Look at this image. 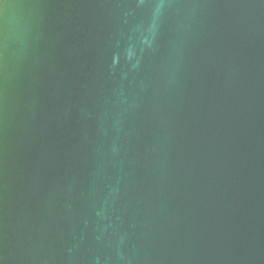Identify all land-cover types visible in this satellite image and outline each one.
I'll return each instance as SVG.
<instances>
[{"label":"water","instance_id":"obj_1","mask_svg":"<svg viewBox=\"0 0 264 264\" xmlns=\"http://www.w3.org/2000/svg\"><path fill=\"white\" fill-rule=\"evenodd\" d=\"M0 264H264V0H0Z\"/></svg>","mask_w":264,"mask_h":264}]
</instances>
